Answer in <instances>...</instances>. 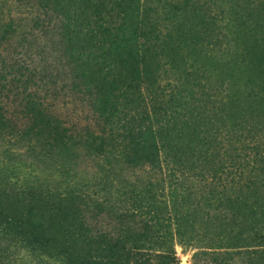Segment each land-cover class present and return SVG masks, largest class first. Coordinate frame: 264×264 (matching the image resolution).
<instances>
[{
	"label": "trees",
	"instance_id": "16d2710c",
	"mask_svg": "<svg viewBox=\"0 0 264 264\" xmlns=\"http://www.w3.org/2000/svg\"><path fill=\"white\" fill-rule=\"evenodd\" d=\"M11 1L45 59L0 84V264H176L172 226L264 264V0Z\"/></svg>",
	"mask_w": 264,
	"mask_h": 264
},
{
	"label": "rangeland",
	"instance_id": "374dc122",
	"mask_svg": "<svg viewBox=\"0 0 264 264\" xmlns=\"http://www.w3.org/2000/svg\"><path fill=\"white\" fill-rule=\"evenodd\" d=\"M0 35L4 34L6 36V24L10 18H16L18 16H24L21 13V10L24 8L15 7L11 0H0ZM5 32V33H4ZM14 35V34H13ZM12 38L6 37L4 39H0V84L7 82L10 78L13 77L15 72L17 77H20V72L17 71L15 67V71L13 69L9 70L7 65H10L13 62H16L20 66H29L30 68H34L36 71V67H39L40 64L43 63L45 59V54L41 52L40 47H27L24 48L21 46L20 40L18 41V37L13 36ZM40 44V43H39ZM35 46V45H32ZM40 46V45H39ZM12 60V61H11ZM18 68V67H17ZM38 75L36 74L35 80L33 79L31 89H37L36 85L39 83ZM24 86V85H23ZM20 87H17L16 84L12 86H4L0 87V98L2 99V104L8 105V109L11 110L15 107V103H13V98L16 96V93L19 92ZM38 93H44V90L38 88ZM6 95H8L6 97ZM10 95V96H9ZM13 95V96H12ZM17 122V128L24 132V123L19 121ZM26 135L19 136L18 133H4L0 136V168L6 167L11 159L8 157L11 156H20L22 158H26L23 155L26 153V146H22L24 144L23 138H27ZM26 143V142H25ZM19 163L20 168L14 171V173L6 172L9 176L13 178H18L19 183H23L27 177L32 178V175H29L28 172L35 175L37 173H41L42 169L39 168V164L41 163H32L30 166L27 164L30 162L29 158L25 161L21 159V161H17ZM34 164V165H33ZM1 172V171H0ZM14 176V177H13ZM42 176V175H41ZM28 180V179H27ZM226 235V234H225ZM169 245L173 250L176 258V264H215L216 258H219L220 253L227 251H232L234 248L231 246V242L227 239H222V235H218L213 237L212 239H197V238H188L184 236H178L174 227H171V231L169 232ZM227 238V236H223ZM264 247V246H262ZM152 250L157 249L158 247L152 246ZM153 252V251H152Z\"/></svg>",
	"mask_w": 264,
	"mask_h": 264
},
{
	"label": "bare ground",
	"instance_id": "6f19581e",
	"mask_svg": "<svg viewBox=\"0 0 264 264\" xmlns=\"http://www.w3.org/2000/svg\"><path fill=\"white\" fill-rule=\"evenodd\" d=\"M181 264H183V262H181Z\"/></svg>",
	"mask_w": 264,
	"mask_h": 264
}]
</instances>
